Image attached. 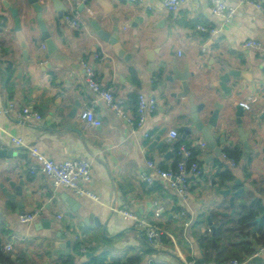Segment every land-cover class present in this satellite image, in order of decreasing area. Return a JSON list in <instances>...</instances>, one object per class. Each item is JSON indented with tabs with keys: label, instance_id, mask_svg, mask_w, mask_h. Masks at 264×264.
Here are the masks:
<instances>
[{
	"label": "crops",
	"instance_id": "crops-1",
	"mask_svg": "<svg viewBox=\"0 0 264 264\" xmlns=\"http://www.w3.org/2000/svg\"><path fill=\"white\" fill-rule=\"evenodd\" d=\"M60 1L66 7L62 16L50 0H40L44 24L56 46L49 55L41 40L37 13L28 0H7L18 10L28 44L25 54L14 31L15 19L0 0V107L4 111L0 148L15 153L0 162L6 165L0 168V183L13 194L7 179L23 182L22 196L14 201L0 189V252L11 257L13 264H83L75 257L76 245H81L79 251L91 254L85 264L101 256L106 264H225L231 260L264 264V253L254 256L264 244L261 9L222 0L238 7L227 23L213 14L210 0H181L177 10L168 9L166 0L137 4ZM93 23L109 34L116 30L121 48L130 58H119L108 43L100 41ZM247 41L258 42L260 47L245 48ZM83 63L94 69L101 87L122 101L123 116L116 115L88 88ZM175 69L194 74L188 85L194 105H204L200 121L206 124L216 105L222 106L217 127L211 130L220 156L203 133L195 130L188 99L179 102L172 96L181 92L180 83L172 81ZM230 71L239 72V76L231 77L223 90L218 85L220 77ZM142 94L154 100L156 109L138 125ZM241 102L250 104L251 109H244ZM24 109L38 113L41 120L24 119ZM86 109H92L101 120L100 128L80 120ZM240 126L247 147L238 134ZM183 127L191 128L192 133L185 134ZM171 131L178 133L177 140L170 139ZM12 138L39 148L55 163L88 160L91 180L86 188L95 199L53 187L35 168L28 149L15 145ZM202 143L206 147H201ZM178 144L180 149L188 145L198 153L195 159L203 171L202 178L188 177V194L183 198L148 166L153 162L161 170L175 168L181 159ZM226 149L242 152L239 163L224 153ZM221 164L222 170L229 169L233 176L223 187L216 178ZM144 173L152 176V185L140 180ZM222 190H229L230 195H221ZM120 211H130L156 225L162 231L160 245L151 246ZM29 213H37L36 219L21 224L20 216ZM47 221L49 226L42 225ZM67 241H71L69 256L66 248L55 247ZM7 246L10 252L4 250Z\"/></svg>",
	"mask_w": 264,
	"mask_h": 264
},
{
	"label": "built area",
	"instance_id": "built-area-1",
	"mask_svg": "<svg viewBox=\"0 0 264 264\" xmlns=\"http://www.w3.org/2000/svg\"><path fill=\"white\" fill-rule=\"evenodd\" d=\"M128 3L137 4L141 0H123ZM212 5V12L215 16H222L225 22L229 23L237 13V5L252 4L261 9L264 13V0H236V6H230L223 2L222 0H210ZM181 0H166L165 6L170 10H177L180 6ZM72 25L77 28V24L72 22ZM245 48H258L259 43L253 41H247L243 44ZM97 59L99 56L96 57ZM84 69L86 71V83L88 88L101 100H103L115 113L116 115L123 116L124 109L122 107V101L115 98L113 94L96 81V73L89 65L83 63ZM241 106L250 110L251 105L246 102H241ZM138 111L137 120L138 125H142L147 113H152L155 111L156 106L154 100H148L144 94L138 98ZM13 105L9 106L12 109ZM4 113L3 109L0 107V116ZM23 117L26 120H36L40 121L41 116L29 109L23 110ZM80 120L90 127L100 128L102 122L96 117L92 109H86L80 114ZM148 134H146V137ZM169 137L172 140L178 139V133L176 131H171ZM15 145L19 147L27 148L29 151V156L35 160V168H39L40 171L52 182L53 187L59 188L64 187L72 190L76 195L80 197H89L95 199V196L86 188V183L91 180V166L88 160H67L62 163H55L54 161L48 159L39 148L28 147L22 139L12 138ZM201 147H206L205 143H202ZM181 159L176 163V167L168 170H161L153 162H148L149 168L153 171L154 175L160 180L168 183L170 188L180 197H185L188 194V183L187 179L189 176L195 178H202L203 171L201 170L199 163L195 160L192 161L193 151L183 145L180 149ZM225 159L227 156L223 155ZM230 162L231 166H235V162ZM33 168V169H35ZM140 180L152 185L153 178L151 175L141 174ZM121 215L125 219L133 221L136 226L141 230L143 236L147 239L151 246L157 247L160 245L162 238V231L154 224L150 223L147 219H140L135 214L130 211H120ZM159 213H157V216ZM37 217V213L23 214L20 216L21 224H30ZM5 251L10 252V247H5ZM264 253V244L255 253V257H260ZM151 264V263H149ZM189 264H198L197 262H191ZM225 264H239L237 260H231Z\"/></svg>",
	"mask_w": 264,
	"mask_h": 264
},
{
	"label": "water",
	"instance_id": "water-1",
	"mask_svg": "<svg viewBox=\"0 0 264 264\" xmlns=\"http://www.w3.org/2000/svg\"><path fill=\"white\" fill-rule=\"evenodd\" d=\"M51 3L53 4L54 8L56 11L61 12L60 15L62 16V13L65 12L66 7L64 6V4L60 1V0H50ZM29 4H31L33 6L34 11L37 13V18H38V22H39V28L42 34L41 40L45 43L47 52L49 55H51L52 53L55 52L56 50V46L53 42V39L51 38V33L48 31L47 27L44 24L43 21V11H44V7L41 5L40 0H28ZM3 4L5 6V8H7L11 15L14 17L15 19V28L14 31L16 32V36L19 40L20 46L21 48L24 50V54L27 52V48H28V44L23 36V33L21 31V22H20V18L18 15V10L11 8L10 4L7 2V0H3ZM93 27L97 32L98 38L100 39V41H103L105 43H108L112 49H114L115 54L119 57V58H124L125 60H127V58H130L129 54L127 55L126 51L124 49L121 48V45L119 43V39H118V32L115 30V32L113 34H109L107 32H105L104 30H101V28L99 27V25L97 23H93ZM174 79L172 78V81L176 80L178 81L180 84L179 86H181V92L179 93H173L172 96L176 97L179 102L181 101V99L187 98L188 99V104L191 105V112H192V121L193 124H195V130H197L198 132H202L205 141L209 144L210 148L214 150L215 154L217 156H220L221 154V149L217 146V143H215L213 141V137L211 135V130L215 127H217V120L219 118V113H220V108H222V106L220 105H216L217 106V110L214 111L213 113H211L210 118L207 121V125L203 123V121L199 120V114L201 113L202 109L204 108V105L201 104V106H196L194 105V95L191 92V88L188 85V79L190 77H193L194 74H191L189 72L188 69L185 70L184 73H178V71H174ZM239 76V72L236 71H230L227 72L225 74H223L220 77V81L218 83V85L223 88V90H227L226 89V83L229 81V79L231 77H235L238 78ZM241 110L242 108L239 106L238 107V116H240L241 114ZM238 123L240 124V121H238ZM182 130L184 131L185 134H191L192 133V129L188 128V127H183ZM238 134L241 137V139L243 140V143L245 145V147L248 146V143L246 141V135L244 134L243 128L240 126L239 130H238ZM158 140V139H157ZM264 153V150H263ZM15 156V153L13 151H7V150H2L0 148V162L1 161H5V160H9L11 158H13ZM0 168L5 169L6 165L4 164V162L2 164H0ZM8 182V186L11 188V190H14V193L11 194V192H9L7 190V188L5 187V183H0V189L2 190V192L5 194V197L8 198L11 201H14L15 198H17L18 196H22L23 193V182H20L19 184H15L14 182L10 181L9 179H7ZM216 190L218 191V188H216ZM221 195L223 196H228L230 195V191L229 190H222L219 192ZM234 198L230 197L229 201L231 202V206L234 207ZM42 225L44 226H49L50 222H44ZM56 248H66V255L69 256L70 253V249H71V241H67L66 243H56L55 244ZM58 254L62 255V252H57ZM75 257L79 258V262L85 264L87 262L88 257L91 255L89 252L88 253H84L82 251L79 250H75Z\"/></svg>",
	"mask_w": 264,
	"mask_h": 264
},
{
	"label": "trees",
	"instance_id": "trees-1",
	"mask_svg": "<svg viewBox=\"0 0 264 264\" xmlns=\"http://www.w3.org/2000/svg\"><path fill=\"white\" fill-rule=\"evenodd\" d=\"M137 98V97H136ZM188 146V145H186ZM181 147V144L176 145V150L179 151ZM224 153L230 158L233 159L235 162L239 163V161L241 160L242 157V152H240L239 150H225ZM195 155H198V153H193V158L192 161L195 160ZM178 162V161H177ZM176 162V163H177ZM175 163V165H177ZM174 165V166H175ZM223 169V164L219 165V171L216 174V178L218 180V182L220 183V187L223 186H227L232 180H233V176L231 174V171L229 169ZM260 210H263V208L261 207ZM246 220V218H245ZM81 245H76L75 249H80ZM251 253V252H249ZM0 264H13L11 257H6L2 252H0ZM87 264H106V262L104 261V258L101 257H92ZM127 264H136L135 261H128Z\"/></svg>",
	"mask_w": 264,
	"mask_h": 264
}]
</instances>
